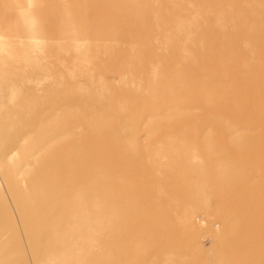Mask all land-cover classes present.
Wrapping results in <instances>:
<instances>
[{"label":"rangeland","instance_id":"obj_1","mask_svg":"<svg viewBox=\"0 0 264 264\" xmlns=\"http://www.w3.org/2000/svg\"><path fill=\"white\" fill-rule=\"evenodd\" d=\"M90 6L118 52L61 48L40 67L51 52L0 36V76L27 75L0 82L17 97L0 145L18 158L43 139L58 158L30 191L4 178L20 162L0 172V264H264V0Z\"/></svg>","mask_w":264,"mask_h":264},{"label":"crops","instance_id":"obj_2","mask_svg":"<svg viewBox=\"0 0 264 264\" xmlns=\"http://www.w3.org/2000/svg\"><path fill=\"white\" fill-rule=\"evenodd\" d=\"M96 1L97 0H0V36L3 34L14 35L15 41H10L11 46L21 45L28 49V46L31 45L34 46L37 51L51 52L50 58L44 59L42 57L43 53L37 58L36 62L40 67H59L61 63L59 59L55 58V54L56 51H59L61 48L67 50L70 47H78L79 49L82 47L81 50H92L93 48L95 55H102L107 51L118 52L123 48L122 46L119 47L116 44H109L106 41L107 38L102 39V37L106 36L108 33L107 15L96 16V13L91 11L90 4L96 3ZM100 2H106V0H100ZM71 4H74V6ZM82 4H86V9H88L86 12H84L85 6H82ZM71 9L79 12L74 14L61 12L62 10L69 11ZM91 35L99 36L100 41H95L93 43L87 42V36L91 37ZM74 42L79 44L77 46H71ZM0 65L2 64L0 63ZM9 65L11 64L9 63ZM85 65L96 66L102 64L85 63ZM45 72L46 71L42 70L43 75ZM50 76H53V74ZM43 77L44 76L38 74L36 79H38L39 82H43ZM13 81L20 83L27 82V75L21 73L18 79L11 81H7L0 76V82ZM19 93V111H15L14 113L27 114V94L22 91ZM42 93H37V95L39 98L43 99L45 96ZM9 95H12V92H10ZM8 98L12 100L17 97L13 95L2 96L0 94V114L8 112L4 110L8 107L7 103H5V101H8ZM69 98H74V95L71 94ZM10 104H12L11 101ZM14 104L17 103L15 102ZM33 113L39 116L45 114L42 107L37 108ZM50 113H53V111ZM34 126L36 127L35 131H37V134L38 132L42 133V124L35 123ZM26 129L27 127L23 126L20 131L23 132ZM27 141L28 140H21L23 143L20 144V147L23 148V151H21L20 148V155H18V158H15V155H9L10 153L7 151V147L0 145V172L2 174L4 168H8L13 164L11 158L14 159V163L17 161L20 162L22 166L19 169L20 171H18L19 175H6L4 178L6 182H9L18 176V178H20L19 180H21L20 185L22 189L30 191L31 189H37L44 185L43 180L47 178V176L43 167L48 163L54 166L58 162V158L53 155H48L46 158L43 157V139L36 140L35 151H32V148H28ZM31 151L34 153L32 154ZM28 168H30V170H28ZM25 177L29 178L28 183L25 182Z\"/></svg>","mask_w":264,"mask_h":264},{"label":"bare ground","instance_id":"obj_3","mask_svg":"<svg viewBox=\"0 0 264 264\" xmlns=\"http://www.w3.org/2000/svg\"><path fill=\"white\" fill-rule=\"evenodd\" d=\"M46 152H47V150H46ZM86 178V177H85ZM83 180V179H82ZM76 182V181H75ZM80 182V181H79ZM13 212V211H12Z\"/></svg>","mask_w":264,"mask_h":264}]
</instances>
